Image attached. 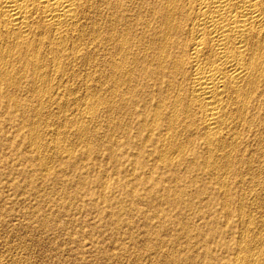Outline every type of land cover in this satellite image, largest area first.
Returning a JSON list of instances; mask_svg holds the SVG:
<instances>
[{
	"label": "bare ground",
	"instance_id": "obj_1",
	"mask_svg": "<svg viewBox=\"0 0 264 264\" xmlns=\"http://www.w3.org/2000/svg\"><path fill=\"white\" fill-rule=\"evenodd\" d=\"M3 115L44 173L107 151L129 176L109 196L187 218L148 264H264V0H0Z\"/></svg>",
	"mask_w": 264,
	"mask_h": 264
},
{
	"label": "rangeland",
	"instance_id": "obj_2",
	"mask_svg": "<svg viewBox=\"0 0 264 264\" xmlns=\"http://www.w3.org/2000/svg\"><path fill=\"white\" fill-rule=\"evenodd\" d=\"M17 134L16 122L3 115L0 118V260L5 264L16 263L17 259L28 260L30 264H134L132 260L141 253L137 263L148 264V252L143 249L146 246L161 247L159 243L164 241L167 245L161 248L170 251L185 244L183 238L177 242L172 238L187 218L159 202H146L141 187L125 186L127 193L109 196L108 190L121 186L129 176L125 168L112 166V160L105 157L107 151H98L99 156L91 155L89 160L77 163L79 167L86 166L81 169L85 172L82 176H77L78 171L71 168L59 174L54 162L49 173H44L34 152ZM126 152L122 150L118 159L126 157ZM50 153L53 154L49 152L45 156L48 160L53 157ZM261 169L259 180L264 186V167ZM100 180L106 183V189L93 184ZM80 181L86 182L85 185L81 186ZM255 188L260 190L261 186ZM137 189L142 196L132 199L131 192ZM36 192L47 195L39 200L34 196ZM168 212L172 214V222L159 225V215ZM252 218L262 221L256 214ZM235 219L232 216L230 225ZM191 220L192 228L204 232L202 222L197 218ZM224 220L221 217L219 225L225 226ZM235 232L236 238L240 236ZM119 252L126 253L122 256L128 259L112 260Z\"/></svg>",
	"mask_w": 264,
	"mask_h": 264
}]
</instances>
